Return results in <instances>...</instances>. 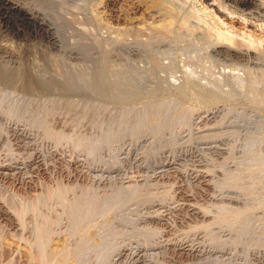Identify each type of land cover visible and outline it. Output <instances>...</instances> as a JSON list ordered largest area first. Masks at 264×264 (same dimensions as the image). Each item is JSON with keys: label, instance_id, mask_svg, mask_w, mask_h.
<instances>
[{"label": "rangeland", "instance_id": "rangeland-1", "mask_svg": "<svg viewBox=\"0 0 264 264\" xmlns=\"http://www.w3.org/2000/svg\"><path fill=\"white\" fill-rule=\"evenodd\" d=\"M19 1L44 14L0 65L40 87L0 85V264H264V15Z\"/></svg>", "mask_w": 264, "mask_h": 264}, {"label": "bare ground", "instance_id": "bare-ground-1", "mask_svg": "<svg viewBox=\"0 0 264 264\" xmlns=\"http://www.w3.org/2000/svg\"><path fill=\"white\" fill-rule=\"evenodd\" d=\"M25 1V0H24ZM33 1V0H32ZM228 2H231V4L233 3L234 5H236L238 8H241L243 10H247L249 11V13H254V14H262L264 15V5L262 4H259V2L257 0H228ZM21 1L19 0H0V30H2L3 28L5 29V27L7 28V26H9V20L11 21L12 19L16 20L14 16L16 15H13V12L15 11H19L23 14V19L20 17L19 19H17L15 21V23H20L21 24H27L29 23V21H35L37 23V20L40 19V16H43V14H39L40 11L37 13L35 11V8L34 10L33 9H29V8H23L21 7ZM15 7V8H14ZM40 7V6H39ZM38 9V8H37ZM45 12V11H44ZM50 12V11H49ZM17 13V12H16ZM15 14V13H14ZM46 14V13H45ZM40 15V16H39ZM29 16V17H28ZM50 16V15H49ZM259 16V15H258ZM32 17V18H31ZM45 17V16H44ZM263 17V16H261ZM43 18V17H42ZM13 21V20H12ZM31 21V23H32ZM42 22V23H41ZM40 23V27H44V28H48V30H43L41 29L39 26L38 28L43 30L45 32V34H47L49 36V38L52 37L51 35V32H50V27L49 25H47L46 23V19L43 21H41ZM44 22V23H43ZM35 23V25H36ZM39 24V23H37ZM15 25V24H14ZM18 27V25H17ZM21 27V26H20ZM36 27V26H35ZM62 27V26H61ZM18 31V29H17ZM6 32V31H5ZM1 42V41H0ZM18 51V50H17ZM12 54H14L13 50L9 47V46H4L0 43V58H2V56H11ZM7 56V57H8ZM24 57V56H23ZM10 58V57H9ZM13 58V57H12ZM27 59V58H26ZM30 59V58H29ZM36 59V58H35ZM13 60V59H12ZM11 60V61H12ZM13 63V62H12ZM27 63V62H26ZM1 64V63H0ZM3 65V64H2ZM19 65V64H18ZM4 66V65H3ZM2 66L0 65V85H3V84H14L16 86V88L20 89L22 88L23 89H26L27 90H39V87L38 86H34L32 84V80L30 81L29 79H27L26 76H24L23 80H21L20 78H14L12 79L11 76L7 75L6 73H4V71H2ZM27 67V66H26ZM7 68V67H6ZM21 68V67H19ZM18 68V69H19ZM23 68V67H22ZM4 70V69H3ZM6 70V69H5ZM21 70V69H19ZM30 70V69H28ZM7 71V70H6ZM22 71V70H21ZM23 71H24V68H23ZM22 71V72H23ZM27 71V70H26ZM16 73H19V71H16ZM10 73V72H9ZM28 73V72H25V74ZM12 74V73H11ZM13 75V74H12ZM11 77V78H10ZM19 80H21L19 82ZM29 92V91H28ZM13 115V114H12ZM11 117V115H8V117ZM17 116V115H15ZM171 166L170 165H166V166H162L161 169H167V168H170ZM163 171V170H162ZM61 193V192H60ZM24 212V211H23ZM26 213V212H25ZM22 215V214H21ZM25 215V214H24ZM42 232H44L42 230ZM39 234V236L41 235V233ZM43 234V233H42ZM45 234V233H44ZM44 236V235H42ZM41 237V236H40ZM43 239V238H42ZM44 242V241H42ZM182 250H185L182 248ZM210 250V249H209ZM187 251H191L190 248L187 250ZM206 252V251H205Z\"/></svg>", "mask_w": 264, "mask_h": 264}]
</instances>
